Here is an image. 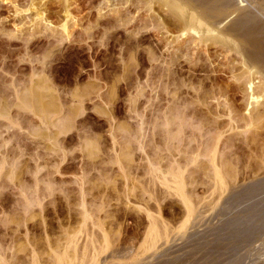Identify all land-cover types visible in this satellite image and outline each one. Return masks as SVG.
Here are the masks:
<instances>
[{"label":"rangeland","instance_id":"1","mask_svg":"<svg viewBox=\"0 0 264 264\" xmlns=\"http://www.w3.org/2000/svg\"><path fill=\"white\" fill-rule=\"evenodd\" d=\"M174 1L0 0V264H264V0Z\"/></svg>","mask_w":264,"mask_h":264},{"label":"bare ground","instance_id":"2","mask_svg":"<svg viewBox=\"0 0 264 264\" xmlns=\"http://www.w3.org/2000/svg\"><path fill=\"white\" fill-rule=\"evenodd\" d=\"M2 1V3H3V1L5 2V4H6V2L7 3H9L10 2V4L12 3V4H14L13 6L15 7V12H16V14H19V13H22V12H28V11H32L33 9H34V11H36L34 14H35V16H36V19H39V20H44V15H43V11L42 10H40L39 8H37V5L39 4V3H41L42 2V0H39V1H37V0H30V2H29V5H28V7L26 8V9H21V7H20V1L22 2V0H20L19 2L18 1H16V0H1ZM24 1V0H23ZM159 1V0H158ZM161 2L163 1L164 2V5L165 6H167V7H170L171 9L173 8L174 9V11L176 10V13L178 14V12L177 11H180L179 12V14H180V16L182 15V18L183 17H188V21H186L185 20V28L183 29V31H182V35L181 36H184L187 32H193V33H196V34H199L200 35V38L201 39H204V40H206L205 38H206V36L207 35H205L206 33L207 34H212L215 30H213V29H210L211 27H209V28H206V29H208V30H205V29H202L201 27H202V25H206V24H204V21L198 16V15H195L196 13H194L193 11H192V13H190L191 11H189L188 9H187V7L185 6V5H183V4H181L180 2L179 3H175V1L174 0H160ZM62 2H65V4L64 5H66V10H65V14H66V16H65V22L61 25L62 26V29L64 30V32L67 34V36H70L72 33H71V31H70V29H69V22H71L72 20H74V16H72V12L70 11V9L68 8L69 7V5H67L68 4V0H62ZM67 3V4H66ZM149 6H152L153 5V3H154V0H147V2H146ZM1 4V3H0ZM4 4V5H5ZM11 4V5H12ZM155 4V3H154ZM172 4V6H170ZM174 4V5H173ZM2 5V4H1ZM0 5V6H1ZM8 5V4H7ZM24 5H26V4H24ZM40 5V4H39ZM153 7V6H152ZM7 8V7H6ZM37 8V9H36ZM170 8H168V9H170ZM36 9V10H35ZM152 9V8H151ZM178 16V15H177ZM76 19V18H75ZM186 19V18H185ZM46 20V19H45ZM166 20V19H165ZM38 21V20H37ZM76 21V20H75ZM74 21V22H75ZM108 22H110V20L108 21ZM113 22V21H112ZM118 22V21H117ZM117 22L115 23V24H117ZM111 23V22H110ZM178 23V22H177ZM76 24V23H75ZM98 24V23H97ZM95 25V26H98V25ZM106 24H107V22H106ZM115 24H113L112 26L113 27H115V26H117V25H115ZM108 25H109V23H108ZM119 25V24H118ZM121 25V24H120ZM123 25H124V22H123ZM71 27V26H70ZM91 27H93V26H91ZM206 27V26H205ZM94 28V27H93ZM108 28V27H107ZM7 33V32H6ZM5 33V34H6ZM12 33V32H11ZM7 34H9V33H7ZM6 34V35H7ZM218 34V33H217ZM11 35H13L14 36V34L12 33ZM10 35V36H11ZM204 35V38L202 37ZM9 36V35H8ZM9 36V37H10ZM180 36V37H181ZM221 37V36H220ZM223 39V38H222ZM227 39V38H226ZM223 41H225V40H223ZM206 42V41H205ZM226 43V42H225ZM223 45H225L226 47H228L229 49H233V50H237L238 52H242V50L241 49H239V48H237V44H223ZM258 45V44H257ZM260 46V45H259ZM220 47V46H219ZM250 48V47H249ZM258 48V47H257ZM257 48H252L253 50H255V49H257ZM252 53V52H251ZM254 53V52H253ZM258 53V52H257ZM259 53H260V51H259ZM258 53V54H259ZM250 56H251V54H250ZM257 56V55H256ZM253 58V57H252ZM256 58V57H255ZM264 63V62H263ZM254 64V63H253ZM251 65V64H250ZM248 66V65H247ZM254 68V67H253ZM256 68V67H255ZM252 71V70H251ZM245 72V71H244ZM253 72V71H252ZM36 94V93H35ZM261 97V96H260ZM259 96H253V99H259L260 98ZM254 125V124H253ZM247 126H248V124H247ZM248 128H249V126H248ZM214 160H215V158H214ZM219 171V170H218ZM217 171V169H216V172L217 173H219ZM219 175V176H218ZM220 173L219 174H217L216 175V177H218L219 179H220ZM223 176V175H222ZM217 178V179H218ZM223 180V177L221 178V180H219L221 183L223 182L222 181ZM218 183V182H217ZM257 186V185H256ZM253 238H254V236H253ZM250 240V239H249ZM248 245H250V244H248ZM242 246V245H241Z\"/></svg>","mask_w":264,"mask_h":264}]
</instances>
